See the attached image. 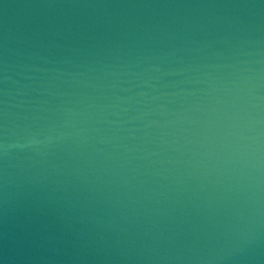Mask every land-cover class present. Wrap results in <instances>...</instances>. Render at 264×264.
I'll list each match as a JSON object with an SVG mask.
<instances>
[{"label":"water","instance_id":"95a60500","mask_svg":"<svg viewBox=\"0 0 264 264\" xmlns=\"http://www.w3.org/2000/svg\"><path fill=\"white\" fill-rule=\"evenodd\" d=\"M0 264H264V0H0Z\"/></svg>","mask_w":264,"mask_h":264}]
</instances>
